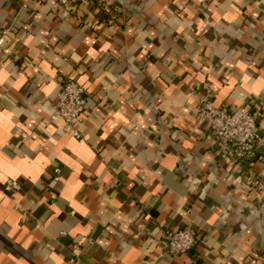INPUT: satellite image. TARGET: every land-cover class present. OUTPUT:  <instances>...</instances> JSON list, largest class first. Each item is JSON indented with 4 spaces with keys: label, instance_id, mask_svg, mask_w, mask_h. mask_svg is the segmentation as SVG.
<instances>
[{
    "label": "crops",
    "instance_id": "obj_1",
    "mask_svg": "<svg viewBox=\"0 0 264 264\" xmlns=\"http://www.w3.org/2000/svg\"><path fill=\"white\" fill-rule=\"evenodd\" d=\"M1 29L0 264H264V152L240 162L196 115L204 93L264 114V0H0Z\"/></svg>",
    "mask_w": 264,
    "mask_h": 264
},
{
    "label": "built area",
    "instance_id": "obj_2",
    "mask_svg": "<svg viewBox=\"0 0 264 264\" xmlns=\"http://www.w3.org/2000/svg\"><path fill=\"white\" fill-rule=\"evenodd\" d=\"M53 3L65 8H74L86 0H40ZM10 37L9 29L0 30V52L7 55V42ZM86 97L83 88L74 80L66 79L62 82L56 94L54 110L61 119L64 127L80 139L74 125L85 113ZM196 115L204 122L219 148L233 150L240 162L250 163L259 158L264 152V114L251 112L244 106L235 108L217 107L209 94L204 93L197 102ZM55 174L59 173L56 169ZM57 176L55 177V179ZM19 188L13 180H8L5 191H14ZM167 250L172 255H181L189 252L197 241L195 230L189 227L166 230L162 236ZM77 248L76 245L73 246ZM68 264H75L72 254Z\"/></svg>",
    "mask_w": 264,
    "mask_h": 264
}]
</instances>
